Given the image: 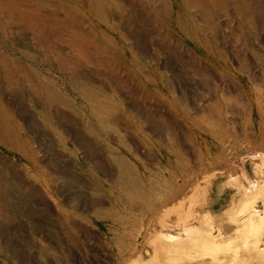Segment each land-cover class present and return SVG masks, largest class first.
Returning <instances> with one entry per match:
<instances>
[{
  "label": "rangeland",
  "instance_id": "rangeland-1",
  "mask_svg": "<svg viewBox=\"0 0 264 264\" xmlns=\"http://www.w3.org/2000/svg\"><path fill=\"white\" fill-rule=\"evenodd\" d=\"M253 214L264 0H0V264H166Z\"/></svg>",
  "mask_w": 264,
  "mask_h": 264
},
{
  "label": "bare ground",
  "instance_id": "bare-ground-1",
  "mask_svg": "<svg viewBox=\"0 0 264 264\" xmlns=\"http://www.w3.org/2000/svg\"><path fill=\"white\" fill-rule=\"evenodd\" d=\"M251 207L246 204L247 209ZM254 217L253 214L239 230L235 231L231 226L225 228L228 231L225 238L212 237L211 227L196 231L193 228L191 232L198 234L193 243L188 240L177 248L166 246L162 249V254L168 257L164 261L169 264H204V260L211 259L216 264H264V218ZM165 240L172 242L169 238Z\"/></svg>",
  "mask_w": 264,
  "mask_h": 264
}]
</instances>
